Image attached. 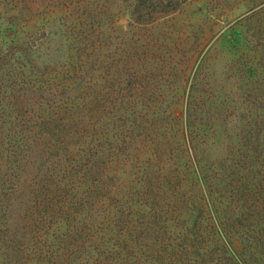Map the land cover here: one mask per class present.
Wrapping results in <instances>:
<instances>
[{
  "label": "rangeland",
  "instance_id": "374dc122",
  "mask_svg": "<svg viewBox=\"0 0 264 264\" xmlns=\"http://www.w3.org/2000/svg\"><path fill=\"white\" fill-rule=\"evenodd\" d=\"M182 1L138 22L123 0H0V65L14 68L0 73L2 131L60 136L22 147L23 175L0 216L10 245L0 264H89L93 249L106 252L102 242L119 246L123 262L192 264L169 262L160 246L169 221L180 230L187 210L196 219L204 208L182 137L190 120L199 161L213 171L235 160L241 136L263 142L264 0ZM20 80L32 93L28 111L11 87ZM29 111L48 130L23 131ZM111 217L117 228L104 232ZM200 222L198 242L212 236Z\"/></svg>",
  "mask_w": 264,
  "mask_h": 264
},
{
  "label": "trees",
  "instance_id": "16d2710c",
  "mask_svg": "<svg viewBox=\"0 0 264 264\" xmlns=\"http://www.w3.org/2000/svg\"><path fill=\"white\" fill-rule=\"evenodd\" d=\"M123 1L132 2L133 14L138 22H153L156 15L175 13L184 3L182 0ZM262 10H257L255 13L258 12L257 15H260L263 12ZM259 53H261L260 50ZM13 69L9 62L0 65V73L5 70L9 74H13ZM259 71L256 66L250 64L248 72L251 76L260 78ZM12 86V89L16 92L14 98L19 100L17 104L21 105L17 106L18 109L28 111L27 106L30 99L28 97L32 94H30L29 87L22 84V82L21 84L13 82ZM73 99L75 98L71 97V102ZM54 101L55 98L52 103ZM189 109L192 110V106H189ZM28 113L30 118L23 121L25 123L23 131H26L27 127V133H31L33 125L48 130L47 125L50 122L45 117L33 119L31 111ZM6 116L5 111L0 112V121L4 120ZM38 120L39 122H37ZM188 125L189 134L186 138L182 137V145H184L188 154L187 176L189 183L194 184L201 192L204 208L202 211L199 210L202 215L196 219L193 216L194 210H187L184 215L188 216L190 221L185 223L184 228L180 230H178L176 220L169 221V241L162 242L160 246L163 247L165 253L169 251V262L174 263L191 262L192 264H198V262H203L202 264H219L218 262H234L235 264H258V262H264V140L261 142L260 138H254L252 135L241 136L239 141L241 148L235 155V160L230 161V164L223 162L217 164V170L213 171L203 166L202 162L199 161L198 154H200V150L197 148L196 145L198 144L196 138H194V134L197 135L199 128L192 124L190 120ZM2 130L3 128L0 126V216L2 213L9 212L10 208L7 205L11 201L13 192H16L14 180L21 178L23 175L25 150L22 147L30 145L36 140L34 147L39 150L43 135L46 136L44 138L49 140L51 146L60 141V136L55 135L53 131L45 132L43 130V133L36 138L27 136L19 140L12 134H5ZM83 156L86 158V154ZM45 165L47 164L44 163L43 166ZM71 170L75 171L73 167H71ZM225 203L227 205L224 208ZM1 220H5V224L7 223L6 217H0ZM199 221L202 223L200 227L203 228L204 224L207 225V231L210 230L209 234L212 235L211 238H207L208 235L204 232V236H201V242H198ZM115 225L113 217H111L108 220V228L104 232L108 229L115 231L117 228ZM4 231H6L5 227ZM4 234L0 235V262H5L6 249H9L10 246L6 241L7 236ZM195 241H197V244L194 243ZM100 245L105 248L106 252L99 253V248L97 250L93 249L94 255L91 262H88L89 264H132V262H123L124 255L117 253L121 252L119 246L104 242ZM151 248H148V250L153 255L158 253L156 247ZM132 251V260L136 261L140 252L138 250ZM56 253L54 252L51 255L55 257ZM214 256H217V259ZM167 257L166 255L165 258ZM152 260L154 261V259ZM153 261L139 262L138 260L135 263L156 264ZM37 264L55 263L45 262L44 260V262H38Z\"/></svg>",
  "mask_w": 264,
  "mask_h": 264
}]
</instances>
